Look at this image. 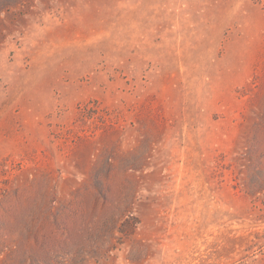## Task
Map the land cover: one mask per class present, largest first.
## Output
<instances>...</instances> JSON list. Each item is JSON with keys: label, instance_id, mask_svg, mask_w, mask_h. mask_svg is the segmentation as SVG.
Masks as SVG:
<instances>
[{"label": "rangeland", "instance_id": "1", "mask_svg": "<svg viewBox=\"0 0 264 264\" xmlns=\"http://www.w3.org/2000/svg\"><path fill=\"white\" fill-rule=\"evenodd\" d=\"M0 264H264V0H0Z\"/></svg>", "mask_w": 264, "mask_h": 264}]
</instances>
